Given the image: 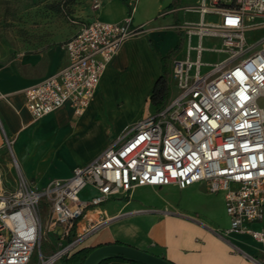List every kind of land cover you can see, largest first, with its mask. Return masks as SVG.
Here are the masks:
<instances>
[{"label": "built area", "instance_id": "1", "mask_svg": "<svg viewBox=\"0 0 264 264\" xmlns=\"http://www.w3.org/2000/svg\"><path fill=\"white\" fill-rule=\"evenodd\" d=\"M194 9L201 16L192 27L200 41L173 61L176 92L162 110L135 120L92 161L44 186L28 178L14 157L16 181L9 186L0 164V264H28L36 250L37 264H55L71 255L81 239L66 242L89 207L138 186L187 188L195 183L223 193L230 218L226 231L251 233L264 252V228L251 226L264 219V107L259 102L264 97V36L246 57L229 65L221 60L202 71L204 36L220 33L226 44L244 42L248 30L264 28V0H202ZM206 14L218 17L216 26L205 21ZM143 31L131 14L123 21L84 23L63 44L69 63L26 88L31 115L39 119L64 105L82 115L121 44ZM6 143L12 147L8 138ZM89 184L97 193L85 200L80 194ZM58 226L60 247L47 254L45 228Z\"/></svg>", "mask_w": 264, "mask_h": 264}, {"label": "crops", "instance_id": "2", "mask_svg": "<svg viewBox=\"0 0 264 264\" xmlns=\"http://www.w3.org/2000/svg\"><path fill=\"white\" fill-rule=\"evenodd\" d=\"M201 3L202 0H99L96 8L88 6L81 10V21L64 34L63 40L69 39L84 23L95 18L117 22L131 14L134 25L144 26L141 34L121 44L104 71L94 99L82 116L91 118L104 109L102 85L141 95L154 110L150 95L163 73L162 56L178 45L182 32L183 46L169 61L170 94L174 92L176 87L170 76L173 61L186 56L182 54L185 35L180 27L185 18L194 16L200 21V13L194 8ZM66 14L71 18L69 12ZM63 44H47L36 51L19 53L7 44H0V138L4 139L3 130L5 139L11 141L13 157L25 175L39 186L46 185L53 178L69 177L76 166L89 163L110 145L105 140L92 155L84 157L75 153V157L68 159L66 148L52 142L53 137L61 127L68 134L73 125L70 120L80 115H76L71 106L64 105L36 121L26 106V88L55 74L69 63ZM148 112L145 111L143 116ZM143 116L139 115L137 119ZM49 118L56 122L51 130L42 124ZM2 148L6 145L0 140V156ZM8 185L14 186L15 183ZM96 193L97 189L89 184L80 195L88 200ZM163 193L164 196L158 198ZM229 226L224 194L210 193L205 183H195L187 188L175 185L138 186L86 209L66 242L81 236L72 253L82 248L117 242L164 256L176 264H261L264 260L263 245L249 232L226 231ZM251 226L264 228V219ZM59 230L60 226L47 231L50 238L45 250L47 254L60 243ZM55 264L64 263L59 260ZM102 264L135 263L111 260Z\"/></svg>", "mask_w": 264, "mask_h": 264}, {"label": "rangeland", "instance_id": "3", "mask_svg": "<svg viewBox=\"0 0 264 264\" xmlns=\"http://www.w3.org/2000/svg\"><path fill=\"white\" fill-rule=\"evenodd\" d=\"M98 2L99 0H0V44H7L11 50L19 53L36 51L47 44L64 43L65 40L62 39L64 34L68 33L77 22L81 21V10L88 6L96 8ZM65 9L70 13L71 18L68 17ZM217 19L214 14H206L205 16V21L213 26H216ZM198 22L199 20L194 16L185 18L184 24L180 27L185 35L183 55L187 53L190 45L197 46L200 41L197 29L192 28ZM263 36L264 28L248 30L244 42L240 41L239 44L237 41L233 44H226L223 35L220 33L204 36L202 39L204 46L202 58L206 65L202 71L206 72L221 60L229 65L246 57L260 47L258 42ZM192 55L195 56L194 50ZM101 88L105 102L104 109H101L91 118L82 115L72 118L70 120L73 122L72 130L66 134L64 128L61 127L53 137L52 142L58 143L59 147L66 148L68 159L75 157V153L76 155H84V157L92 155V153L98 151L105 140H107L108 145L115 142L119 134L124 131L125 124L127 125L124 128L132 126V122L139 115L143 116L145 111H150L148 115L155 112V110H151V107L141 95H135L123 88L103 87V85ZM174 91L176 92V89ZM15 99L16 104L19 106L17 97ZM259 102L264 107V97ZM35 120L40 121V118ZM42 124L48 130L56 126L53 118L43 121ZM77 126L79 127L77 128ZM2 134L4 139L0 138V140L3 145H6V148L1 149L0 162L3 167L5 181L14 185L17 168L13 165V154L11 148L5 142L6 136L3 130ZM161 196H164V193L158 198ZM48 206L49 204L46 202L43 207V215L48 211ZM49 241L50 238L45 228L44 251L46 246L48 247L50 244ZM57 246L60 247V243ZM38 260L39 253L36 250L28 264H37Z\"/></svg>", "mask_w": 264, "mask_h": 264}, {"label": "trees", "instance_id": "4", "mask_svg": "<svg viewBox=\"0 0 264 264\" xmlns=\"http://www.w3.org/2000/svg\"><path fill=\"white\" fill-rule=\"evenodd\" d=\"M65 12H68L65 9ZM184 43V36L183 33L180 32V41L177 46L171 48L169 51H167L163 56H162V61H163V73L162 75L157 79L152 93L150 95V100L151 103L154 106L155 112H159L162 110L168 101L169 95H170V80H169V61L170 59L182 48ZM69 241H71V237L69 238ZM95 247H90V248H82L71 255H65L61 260L64 264H83L85 258L88 256V254L94 249ZM111 260H122V261H128L132 262L135 264H144L141 262L137 261H130L126 259H120V258H111L102 261L100 264L105 263L107 261ZM174 263V262H173ZM176 264V263H174Z\"/></svg>", "mask_w": 264, "mask_h": 264}, {"label": "water", "instance_id": "5", "mask_svg": "<svg viewBox=\"0 0 264 264\" xmlns=\"http://www.w3.org/2000/svg\"><path fill=\"white\" fill-rule=\"evenodd\" d=\"M120 258L144 264H174L164 256L127 243H105L96 246L85 258L83 264H100L102 261Z\"/></svg>", "mask_w": 264, "mask_h": 264}]
</instances>
